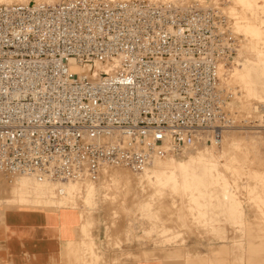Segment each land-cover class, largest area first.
Masks as SVG:
<instances>
[{
	"label": "built area",
	"instance_id": "obj_1",
	"mask_svg": "<svg viewBox=\"0 0 264 264\" xmlns=\"http://www.w3.org/2000/svg\"><path fill=\"white\" fill-rule=\"evenodd\" d=\"M239 44L211 2L1 5L0 177L96 182L219 144L237 122L222 76Z\"/></svg>",
	"mask_w": 264,
	"mask_h": 264
},
{
	"label": "rangeland",
	"instance_id": "obj_2",
	"mask_svg": "<svg viewBox=\"0 0 264 264\" xmlns=\"http://www.w3.org/2000/svg\"><path fill=\"white\" fill-rule=\"evenodd\" d=\"M35 1L47 2H26ZM49 1L47 3L56 4L63 0ZM186 1L202 5L216 3L231 18L239 34L240 47L235 62L222 76L231 92L229 110L237 122L235 127L226 130L222 143L214 145L207 140L184 156L165 158L172 164L183 161L187 168L178 171L174 181L166 178L164 183L156 184L153 180L149 184L145 179L140 188L139 184L134 186L137 179V183L131 180L142 172L111 167L96 182L45 183L44 196L20 204L8 197L18 179L26 175L12 181L1 176L3 210L75 209L81 214L84 240H92L91 231L98 228L103 231L109 247L115 249L130 244L145 256L181 253L191 239L211 243L230 240L235 242L232 250L257 256L258 261L262 260L257 264H264V129L258 127L264 125V111L263 114L253 112L257 104L264 106V0ZM8 3L25 2L0 1V5ZM113 170L124 171L130 176V182L117 183L109 175ZM198 177L203 181H198ZM114 184L125 189L113 192ZM62 187L65 194L57 192ZM91 187L93 199L87 202ZM84 246L86 256L93 263L108 264L105 258L95 256L92 241Z\"/></svg>",
	"mask_w": 264,
	"mask_h": 264
},
{
	"label": "crops",
	"instance_id": "obj_3",
	"mask_svg": "<svg viewBox=\"0 0 264 264\" xmlns=\"http://www.w3.org/2000/svg\"><path fill=\"white\" fill-rule=\"evenodd\" d=\"M82 218L75 209L55 207L3 210L0 218V264H97L85 254L93 242L96 257L108 264H257V256L241 255L234 241L191 239L181 253L145 256L130 244L111 248L103 231L82 238ZM183 248V247H182Z\"/></svg>",
	"mask_w": 264,
	"mask_h": 264
},
{
	"label": "bare ground",
	"instance_id": "obj_4",
	"mask_svg": "<svg viewBox=\"0 0 264 264\" xmlns=\"http://www.w3.org/2000/svg\"><path fill=\"white\" fill-rule=\"evenodd\" d=\"M0 1H2V0H0ZM6 1L28 3V2H26L28 0H6ZM151 1H154V0H151ZM35 2H37V1H35ZM47 2H51V1L47 0ZM248 71L249 70L247 69L246 72H248ZM233 77H235V75ZM221 143H222V141L220 142V144ZM211 144L216 145L215 142H211ZM180 162L175 164V161H174V164H175L174 165L170 161L166 160L165 158L156 159V160L153 161L150 169H148V167H147L144 171H142V174L138 175V178L134 177V179H132L131 182L133 180H135V182H136V179H137L138 183L136 182L137 184H134L135 183L134 182L133 184H134V186L139 184L138 187L140 188L141 186H143V184L145 182V179L147 180V182L149 184L152 183L153 180H154V183H156V184H161L166 178H169V179L173 180L175 178V176H176V173L178 171H184L187 168L186 163H184L183 161H180ZM113 171H115L116 174H114ZM113 171H111V172L109 171V175H110V177L115 178L117 183L120 182V181H122V182H130V176L128 174H126L124 171L119 172V173H118L119 170L118 171L117 170H113ZM105 172L107 173V171H105ZM193 174L197 175V172H193ZM32 177L33 176L30 177L29 175H26L25 177H22L21 179H18V183L14 184V186L12 187V190L9 193L10 195H9L8 198L9 199L11 198L12 200H15L17 203H20V204L21 203L27 204V203H29L31 201L32 198H37V197L44 196V194L46 193V190H47V187H46L45 183H49V184H53V185H59V184H54V183H51V182H48V181H38L35 177H33V178ZM194 179H196V178L194 177ZM200 179H201V177H198V181ZM201 181H203V179L200 180V182ZM70 182H76V181H70ZM106 182H109V180L106 181ZM42 183H44V184H42ZM66 183H69V182H66ZM60 184H65V183H60ZM115 185L116 184H114V187H115L116 190H113V192H117V191L123 192L124 186L122 188L120 185H117V186H115ZM104 188L106 189V187H104ZM112 189H114V188H112ZM57 192L59 194H65V188L64 187L59 188L57 190ZM93 195H94V189H93V187H91L89 189L88 193H87V202H89V201H91L93 199ZM108 195H109V193H108Z\"/></svg>",
	"mask_w": 264,
	"mask_h": 264
}]
</instances>
